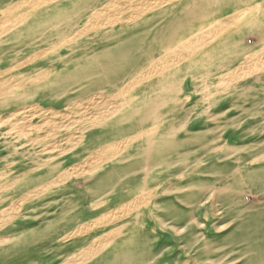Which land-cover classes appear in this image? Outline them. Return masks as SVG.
Here are the masks:
<instances>
[{
  "label": "rangeland",
  "instance_id": "rangeland-1",
  "mask_svg": "<svg viewBox=\"0 0 264 264\" xmlns=\"http://www.w3.org/2000/svg\"><path fill=\"white\" fill-rule=\"evenodd\" d=\"M46 1L0 26V264H264V0Z\"/></svg>",
  "mask_w": 264,
  "mask_h": 264
},
{
  "label": "bare ground",
  "instance_id": "bare-ground-1",
  "mask_svg": "<svg viewBox=\"0 0 264 264\" xmlns=\"http://www.w3.org/2000/svg\"><path fill=\"white\" fill-rule=\"evenodd\" d=\"M6 0H0V4H3V2H5ZM30 1V0H29ZM91 1V0H90ZM129 2H131L132 3V1L133 0H128ZM150 1V0H149ZM155 1V0H154ZM158 1V0H157ZM156 1V2H157ZM25 2H28V0L26 1V0H20V1H17V2H14V3H12V4H10V6H9V8H7V10H6V12H8L9 11V9L11 8H16V7H19V6H22ZM44 2H47L46 0H38L37 2H35L33 5H31L30 6V8L29 9H27V10H24L23 12H20V13H18V14H15V15H13V16H11V17H9L10 16V14H4V15H2V16H0V26L2 27V32H5V31H8V30H10V29H12V28H14V27H16V26H18V25H20V24H22V23H24L26 20H28V19H30V16H32L33 15V12H36L37 10H39V9H41L42 7H43V9L46 7V5L44 4ZM104 2V1H103ZM116 1L115 0H107V2L103 5V7L102 8H100V9H96L95 8V10H94V12L92 13L93 15H98V17L100 16V15H102V13H103V15H104V13H106V12H104V11H107V10H109L110 8H115L116 6H117V3H115ZM146 0H142V2H140V3H138V6H136V8H135V10L132 12V18L133 19H135V18H138V17H140V16H142L143 14H144V12L147 10V9H149L148 8V6L146 5ZM119 3V2H118ZM148 3V2H147ZM86 4V3H85ZM90 4V3H89ZM70 5V4H69ZM88 5V4H87ZM123 5H125V4H123ZM78 6H81V4H79ZM93 6V5H92ZM91 6V7H92ZM133 6H135V3H134V5H132V7ZM160 6V5H159ZM82 7H85V6H82ZM86 7H88V6H86ZM69 8V7H68ZM71 8V7H70ZM119 8H121V7H119ZM5 9V8H4ZM84 9V8H83ZM116 10V9H115ZM133 10V9H132ZM73 11H75V10H73ZM156 11V10H155ZM1 12H3V11H0V13ZM76 12V11H75ZM83 12V11H82ZM116 12V11H115ZM78 13V12H77ZM31 14V15H30ZM91 14V15H92ZM117 14V13H116ZM71 15H73V13L71 14ZM75 15V14H74ZM113 16L115 15L114 13L112 14ZM111 15V16H112ZM147 15V14H146ZM79 16V15H78ZM68 17V16H67ZM95 17V16H94ZM98 17H97V19H98ZM116 17V16H115ZM115 17H114V19H115ZM130 17V16H129ZM69 18V17H68ZM75 18V17H74ZM77 18V17H76ZM104 19V17H101V19ZM109 18V17H108ZM113 18V17H112ZM112 18L110 19L111 21H112ZM131 18V17H130ZM118 19V18H117ZM67 20V19H66ZM79 20V19H78ZM93 20V19H92ZM116 20V19H115ZM119 20V19H118ZM126 20H127V18H126ZM115 22V21H114ZM117 22V21H116ZM123 22V21H122ZM128 22V21H127ZM97 23V22H96ZM96 23H95V26H96ZM98 24H102V23H98ZM107 24H108V22H107ZM53 25H54V23H53ZM58 25V24H57ZM80 25V24H79ZM87 25V24H86ZM91 26V25H90ZM50 27V26H49ZM55 27V26H54ZM53 27V28H54ZM91 28V27H90ZM93 28V27H92ZM96 28V27H95ZM148 28H150V27H148ZM47 29V28H46ZM94 29V28H93ZM91 30V29H90ZM45 31V30H44ZM76 31V30H75ZM105 31V30H104ZM1 32V31H0ZM160 32V31H159ZM86 33V32H85ZM74 34V33H73ZM101 35V34H100ZM99 35V36H100ZM153 36V35H152ZM36 38V37H35ZM123 38V37H122ZM66 40V39H65ZM73 40V39H72ZM71 40V41H72ZM149 40V39H148ZM64 41V40H63ZM29 42V41H28ZM66 42V41H65ZM61 44V43H60ZM62 44H64V42H62ZM101 44H102V42H101ZM111 44V43H110ZM59 45V44H58ZM57 45V46H58ZM99 45V44H98ZM108 45V44H107ZM13 49V48H12ZM190 51L191 50H189L188 52L190 53ZM39 52V51H38ZM194 53V52H193ZM192 53V54H193ZM33 55V54H32ZM37 55V54H36ZM126 55V54H125ZM32 57V56H31ZM36 57V56H35ZM97 58V57H96ZM30 60H31V58H30ZM154 63V62H153ZM158 63V62H157ZM156 63V64H157ZM155 64V63H154ZM159 64V63H158ZM17 65V64H16ZM19 65V64H18ZM152 66H154V65H152ZM161 65H159L158 67H160ZM156 67V66H155ZM157 67V68H158ZM73 68V67H72ZM152 68H154V67H152ZM151 68V66H150V68L149 69H146V70H143V71H140V73L138 72V75H136V77L134 78V79H132V80H130L129 82H125L124 84H120V85H116V86H113L112 88H110L109 89V91H111L110 93H108V95H110L111 97H113V96H117V95H121V94H125V92L126 93H128L129 92V90L133 87V86H137V85H141L142 83H144L145 81H146V79H148L149 77H151L152 76V74L153 73H155V75L156 74H159V73H161L162 72V70H159V69H152ZM161 68V67H160ZM163 68H165L164 66H163ZM49 69V68H48ZM51 69V68H50ZM7 70V69H6ZM46 70V69H45ZM49 71V70H48ZM168 75V74H167ZM43 77V76H42ZM49 77V76H48ZM120 80V79H119ZM160 80V79H159ZM166 80V79H165ZM162 81V80H161ZM147 83V82H146ZM159 83V82H158ZM161 83V82H160ZM159 83V84H160ZM163 83V82H162ZM155 84V83H154ZM15 86V85H14ZM162 87V86H161ZM160 87V88H161ZM135 88V87H134ZM169 88V87H168ZM158 89H159V87H158ZM164 89V88H163ZM144 90V89H143ZM146 90V89H145ZM155 91V90H154ZM157 91V90H156ZM151 93H152V91H151ZM123 94V95H124ZM150 94V93H149ZM157 94V93H156ZM155 94V95H156ZM96 95V94H95ZM100 97H102V95H99L97 98L99 99ZM126 97V96H125ZM135 97V96H134ZM144 97H145V95H144ZM148 97H149V95H148ZM148 97H147V99H148ZM153 97V96H152ZM107 98V97H106ZM129 98H131V97H129ZM122 99V98H121ZM125 99V98H124ZM133 99H135V98H133ZM145 99V98H144ZM92 100H94V99H92ZM99 100H101V99H99ZM138 100V99H137ZM156 100V99H155ZM97 102H100V101H98V100H96ZM104 101V100H103ZM103 101H101L102 103H103ZM108 101V100H107ZM126 101H128V100H126ZM142 101V100H141ZM144 101V100H143ZM149 100H147V102H148ZM95 102V101H94ZM109 102V101H108ZM120 102V101H119ZM146 102V103H147ZM111 103V102H110ZM126 103V102H125ZM129 103V102H128ZM144 104H145V102H143ZM97 104V103H96ZM104 104V103H103ZM113 104V103H112ZM117 104V103H116ZM121 104H123V103H121ZM144 104H142V105H144ZM93 105V104H92ZM109 105V104H108ZM132 105V104H131ZM29 106V105H28ZM27 106V107H28ZM95 106V105H94ZM98 106V105H97ZM110 106V105H109ZM129 106V105H128ZM115 107H117V106H115ZM124 107H126V106H124ZM143 107V106H142ZM109 108V107H108ZM120 108H121V106H120ZM18 109H19V107H18ZM30 109V108H29ZM107 109V108H106ZM114 109V108H113ZM19 111V110H18ZM104 111H105V109H104ZM120 111V110H119ZM56 113H57V111H55ZM54 112V113H55ZM106 112H108V111H106ZM17 114V113H16ZM26 114V113H25ZM28 114V113H27ZM26 114V115H27ZM97 114V113H96ZM111 114H113V111H112V107L111 108H109V112H108V114L107 113H105V114H103V115H101V116H98V117H96L95 118V120H94V123H97V122H101V121H103L104 119H107L108 117H109V115H111ZM118 114V113H117ZM51 115V114H50ZM54 115V114H53ZM52 116V115H51ZM57 116V115H56ZM90 117V116H89ZM52 119V118H51ZM49 120V119H48ZM53 120V119H52ZM51 120V121H52ZM87 121V120H86ZM162 121V120H161ZM2 122H4V121H2ZM17 122V121H16ZM16 122H14V123H16ZM49 123H52V122H50L49 121ZM48 124V123H47ZM20 125V124H19ZM26 125V124H25ZM52 125V124H51ZM19 128L22 130V128L23 127H20L19 126ZM17 131V130H16ZM143 136H145L144 134H139V135H134V137H132V138H137V137H143ZM82 140V139H81ZM128 140H129V138H128ZM123 141V140H122ZM135 141H137V140H135ZM125 142V141H124ZM138 142V141H137ZM144 143H142V145H143ZM116 145V144H115ZM106 146V145H105ZM110 146V145H109ZM104 149H105V147H104ZM109 150H111V149H109ZM127 151V150H126ZM107 156V155H106ZM105 157V156H104ZM108 157V156H107ZM110 157V156H109ZM76 166V165H75ZM70 170V169H69ZM68 170V171H69ZM74 170H76V169H74ZM65 171V170H64ZM63 171V172H64ZM70 172V171H69ZM76 173V172H75ZM67 174V173H66ZM60 175V174H59ZM68 175H69V173H68ZM67 175V176H68ZM70 176V175H69ZM56 178V177H55ZM59 178V177H58ZM64 178V177H63ZM68 179V178H67ZM52 180H54V179H52ZM59 180H61V179H59ZM138 181V180H137ZM54 184V183H53ZM58 184V183H57ZM46 185V184H45ZM56 185V184H55ZM8 187V186H7ZM11 187V186H10ZM45 187V186H44ZM32 190V189H31ZM135 199V198H134ZM141 199H142V197H141ZM144 199V198H143ZM143 199H142V201H143ZM133 201V200H132ZM131 201V202H132ZM135 201V200H134ZM137 201H138V198H137ZM136 202V201H135ZM137 204V203H136ZM140 204V203H139ZM138 204V205H139ZM142 204V203H141ZM136 205L134 204V207H135ZM126 208H128V206L126 207ZM133 208V207H132ZM4 209V208H3ZM2 209V210H3ZM124 209V208H123ZM5 210V209H4ZM118 211H122V210H117V212L116 213H118ZM124 211V210H123ZM6 212V211H5ZM116 213H114V214H116ZM120 213V212H119ZM118 213V214H119ZM6 214V213H5ZM4 216H6V215H4ZM10 216V215H9ZM113 216H116V215H113ZM111 217L112 219L114 218V217ZM119 216V215H118ZM125 216V215H124ZM117 217V216H116ZM123 217V216H122ZM5 218V217H4ZM8 218V217H7ZM0 219H1V217H0ZM9 220V219H8ZM7 220V221H8ZM106 220H108V217H107V219ZM109 220H111V219H109ZM2 221V220H1ZM4 221H6V220H4ZM112 222V221H111ZM130 223V222H129ZM78 225V224H77ZM76 225V226H77ZM103 226V225H102ZM1 227V226H0ZM78 227V226H77ZM76 227V228H77ZM113 227V226H112ZM75 228V229H76ZM74 229V230H75ZM124 229V228H123ZM77 230V229H76ZM79 230V229H78ZM86 230V229H85ZM90 230H92V229H90ZM87 231V230H86ZM96 231V230H95ZM75 232V231H74ZM73 232V233H74ZM79 232V231H78ZM109 233H110V231H108ZM129 232V231H128ZM138 232V231H137ZM9 233V232H8ZM76 233V232H75ZM80 233V232H79ZM113 233V232H112ZM133 233V232H132ZM132 233L130 234V235H132ZM68 234V233H67ZM78 234V233H77ZM76 234V235H77ZM82 234V233H81ZM105 234H107V233H105ZM104 235V234H103ZM113 235V234H112ZM65 236V235H64ZM66 236H69V235H66ZM75 236V235H74ZM84 236V235H83ZM129 236V235H128ZM132 236H134V234L132 235ZM93 237V236H92ZM91 237V238H92ZM105 237V236H104ZM107 237V236H106ZM110 237V236H109ZM108 237V238H109ZM123 237V236H122ZM139 238H140V236H138ZM11 237H10V235L8 236V237H5V238H3V240L4 239H10ZM61 238V237H60ZM63 238V237H62ZM65 238V237H64ZM69 238V237H68ZM134 238H136V237H134ZM65 239H67V238H65ZM79 239V238H78ZM103 239H105V238H103ZM107 239V238H106ZM121 239V238H120ZM64 240V239H63ZM129 240H131V239H127V238H125V236H124V238H122L121 240H118L117 241V243H118V246L120 245V247L122 246L121 244H123V243H126L127 241H129ZM132 240H133V238H132ZM139 240H141V239H139ZM10 241V240H9ZM88 241H90V240H88ZM100 241V240H99ZM101 242V241H100ZM131 242V241H130ZM87 244H89V243H87ZM106 244H108V242L107 241H105L104 240V245H106ZM113 244H114V242H113ZM86 245V244H85ZM91 245V244H90ZM84 246V245H83ZM126 247V246H125ZM124 247V248H125ZM123 248V247H122ZM86 250H92V247H87L86 248ZM119 250V249H118ZM117 250V251H118ZM124 250V249H123ZM116 251V250H115ZM114 253V252H113ZM122 253V252H121ZM112 254V253H111ZM140 254V253H139ZM110 256V255H109ZM108 256V257H109ZM71 259V258H70ZM90 259V258H89ZM95 259V258H94ZM105 259V258H104ZM111 259V258H110ZM96 260V259H95ZM108 260V259H107ZM78 261H80L81 262V260H78ZM83 261V260H82ZM103 261H106V259L105 260H103ZM102 261V262H103ZM116 261H118V260H116ZM62 262V261H61ZM80 262H78V263H80ZM98 262V261H97ZM71 263V262H70ZM74 262H72V264H73ZM76 263V262H75ZM78 263H76V264H78ZM106 263V262H105ZM60 264V263H59ZM84 264V263H83ZM92 264V263H91ZM101 264V263H100ZM103 264V263H102ZM107 264V263H106Z\"/></svg>",
  "mask_w": 264,
  "mask_h": 264
}]
</instances>
